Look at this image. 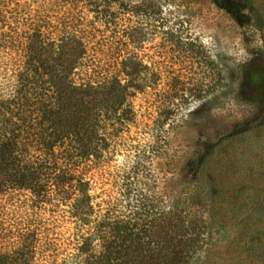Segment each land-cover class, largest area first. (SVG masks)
Masks as SVG:
<instances>
[{
  "label": "trees",
  "instance_id": "obj_1",
  "mask_svg": "<svg viewBox=\"0 0 264 264\" xmlns=\"http://www.w3.org/2000/svg\"><path fill=\"white\" fill-rule=\"evenodd\" d=\"M163 7L0 0V264H191L224 208L245 222L248 201L217 196L193 176L200 165L163 209L143 202L120 219L106 208L170 116L215 105L234 83L226 57L209 60L193 23ZM157 33L182 68L141 49Z\"/></svg>",
  "mask_w": 264,
  "mask_h": 264
},
{
  "label": "rangeland",
  "instance_id": "obj_2",
  "mask_svg": "<svg viewBox=\"0 0 264 264\" xmlns=\"http://www.w3.org/2000/svg\"><path fill=\"white\" fill-rule=\"evenodd\" d=\"M155 2L193 23L209 60L222 53L235 68L234 83L215 105L192 116L186 111L170 116L154 133L152 145L139 150L140 160L124 174L127 186L106 208L120 219H128L143 202L163 209L173 184L188 179L192 173H185L200 165L202 172L193 176L215 183L213 192L220 198L248 201L247 214L245 222H238V210L232 204L230 210L224 208L230 218L211 225L207 245L191 264H264V223L259 229L254 226L264 218V0ZM159 33L149 36L141 49L168 71L182 68L176 48L163 43ZM239 66L258 71L262 84L238 77ZM203 186L200 192L207 191Z\"/></svg>",
  "mask_w": 264,
  "mask_h": 264
}]
</instances>
